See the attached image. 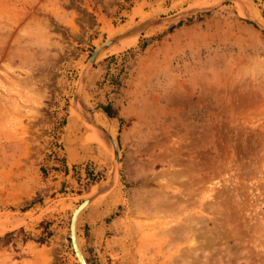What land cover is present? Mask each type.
Returning a JSON list of instances; mask_svg holds the SVG:
<instances>
[{"label": "rangeland", "instance_id": "1", "mask_svg": "<svg viewBox=\"0 0 264 264\" xmlns=\"http://www.w3.org/2000/svg\"><path fill=\"white\" fill-rule=\"evenodd\" d=\"M88 196L87 264H264V0H0V264Z\"/></svg>", "mask_w": 264, "mask_h": 264}, {"label": "bare ground", "instance_id": "2", "mask_svg": "<svg viewBox=\"0 0 264 264\" xmlns=\"http://www.w3.org/2000/svg\"><path fill=\"white\" fill-rule=\"evenodd\" d=\"M239 1H242V0H239ZM238 3V2H237ZM239 5V4H238ZM239 7V6H238ZM247 7V6H246ZM243 8V7H242ZM239 9V8H238ZM247 10V9H246ZM241 11V10H240ZM243 11V10H242ZM246 12V11H245ZM250 12V11H249ZM251 13V12H250ZM248 14V13H247ZM255 17V16H254ZM258 20V19H257ZM114 39V38H113ZM113 39H110V41L111 40H113ZM131 40V39H130ZM122 42H125V41H122ZM106 43H108V41L106 42ZM106 43H104V44H102L101 46H99L100 47V50H102V49H104L105 48V46L107 45ZM110 43H112V41L110 42ZM110 43H108V44H110ZM106 44V45H105ZM111 46V45H110ZM81 88V87H80ZM77 100H79L78 98H77ZM81 104H83L81 101H80V103H79V101H77V102H75V106H74V109H75V111H76V113L77 114H79V116L80 117H82V119L84 120V122L87 124V125H89L90 127H91V129H92V131H93V136H95V138L97 139V140H100V141H103V142H105V144H107V146H109L108 148H110V150H111V152H112V158H113V160H117V162H118V158H119V151H118V148H117V145H116V142L114 141V139H113V136H112V134L108 131V129H104V128H100V127H94V125H93V122L92 121H89L90 120V118L92 117L93 118V116L95 115H93V112H90L91 113V116L89 115V114H87V113H85V111L87 112V108H85L84 106H82ZM92 110V109H91ZM95 118V117H94ZM95 123V122H94ZM106 135V136H105ZM116 162V161H115ZM89 198H86V200L82 203V204H80L79 206H77L76 208H74L73 209V211H72V215L74 216V231H75V233H76V222H77V218H78V216H79V214H80V212L83 210V208L92 200V198H90V196H88ZM92 197V196H91ZM72 217V216H71ZM71 220V219H70ZM69 225H70V223H69ZM76 243L78 244V241H77V235H76ZM78 248H79V250H80V252L82 253V251H81V249H80V247H79V245H78ZM82 256H83V253H82ZM75 257H76V255H75ZM84 257V256H83ZM76 259H77V257H76ZM84 260H85V258H84ZM77 261H78V259H77ZM78 263H79V261H78ZM87 264V263H86Z\"/></svg>", "mask_w": 264, "mask_h": 264}, {"label": "water", "instance_id": "3", "mask_svg": "<svg viewBox=\"0 0 264 264\" xmlns=\"http://www.w3.org/2000/svg\"><path fill=\"white\" fill-rule=\"evenodd\" d=\"M114 37V39L113 40H111L112 42H114V40H116V39H118L119 38V36L117 35V36H113ZM108 41V43H110L111 41H110V39H108V40H106L104 43H106ZM103 43V44H104ZM108 43H106V44H108ZM105 44V45H106ZM99 47V46H98ZM97 47V48H98ZM96 48V49H97ZM96 49L94 50V52L92 53V55H91V57H90V61H92V58H94V55H95V51H96ZM86 199H84L80 204H82L84 201H85ZM79 204V205H80ZM78 205V206H79ZM74 216L72 215V217H71V220H70V225H69V229H70V240H71V245H72V248H73V252H74V254L76 255V257H77V259H78V261H79V264H86V261L84 260V257L82 256V253L80 252V250H79V248H78V244L76 243V233H75V231H74Z\"/></svg>", "mask_w": 264, "mask_h": 264}]
</instances>
